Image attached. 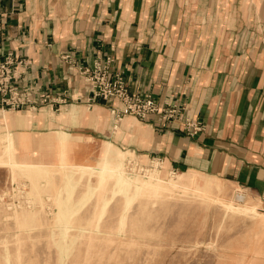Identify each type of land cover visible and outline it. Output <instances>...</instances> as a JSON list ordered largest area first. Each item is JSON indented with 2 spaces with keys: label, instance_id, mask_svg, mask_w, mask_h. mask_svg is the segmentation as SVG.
<instances>
[{
  "label": "crops",
  "instance_id": "obj_1",
  "mask_svg": "<svg viewBox=\"0 0 264 264\" xmlns=\"http://www.w3.org/2000/svg\"><path fill=\"white\" fill-rule=\"evenodd\" d=\"M9 54L24 62L19 86L65 97L59 111L90 109L83 127L62 126L83 135L69 158L92 159V149L111 141L173 173L238 186L264 208V0H0V55ZM109 56L131 92L184 105L203 130L189 136L178 122L162 129L152 116L129 117L136 129L119 132L113 102L77 100L87 95L78 68ZM38 117L13 131L42 138L59 128ZM45 149L56 158L54 148L38 153Z\"/></svg>",
  "mask_w": 264,
  "mask_h": 264
},
{
  "label": "rangeland",
  "instance_id": "obj_2",
  "mask_svg": "<svg viewBox=\"0 0 264 264\" xmlns=\"http://www.w3.org/2000/svg\"><path fill=\"white\" fill-rule=\"evenodd\" d=\"M41 111H31V114ZM83 111L89 119L88 107L79 110L73 106L41 113L40 120L49 115L55 120L50 124L59 127L42 137L57 136L58 146L54 148L57 156L54 157L53 151L49 153V149L38 153L33 147L29 148L26 160L38 157L56 164L102 166L111 164L113 157L124 156L127 174L147 178L151 170L159 167L161 177L170 187L168 182L171 178L175 180L176 172L167 170L158 160L138 157L111 141L99 143L97 149L90 147V156L96 155L92 159L85 155L75 160L69 158L73 150L65 148L64 151L62 141L74 140V134L62 126L83 127L85 121L81 122V117L74 114ZM10 112L21 116L28 111ZM63 113L69 118L62 125L56 123ZM130 120L138 125L134 119ZM31 125L0 127V134L11 133L15 141L19 137L27 141L41 139L28 131H13L14 128L28 129ZM117 129L120 132L122 124ZM75 135L83 137L81 133ZM67 154L68 158L62 160L61 155ZM130 159L150 171L139 173L129 169ZM3 163L0 162V264H264V208L259 207L256 214L232 211L219 202L203 200L196 191L183 189L155 196L112 178L109 172L99 173L95 169L82 171L58 165L28 176L14 172ZM188 174L200 182L213 179L222 182ZM11 185L22 189L18 207L9 205ZM224 186L233 204L237 193H245L257 203L244 189L225 183ZM61 209L66 210L65 215Z\"/></svg>",
  "mask_w": 264,
  "mask_h": 264
},
{
  "label": "built area",
  "instance_id": "obj_3",
  "mask_svg": "<svg viewBox=\"0 0 264 264\" xmlns=\"http://www.w3.org/2000/svg\"><path fill=\"white\" fill-rule=\"evenodd\" d=\"M19 65H24V62L16 61L13 55L9 54L7 57L0 55V110L36 112L51 107L53 111H59L60 107L66 104L65 97L60 100V96L47 94L38 87L19 86L20 75L17 74ZM78 72L87 85V95L80 96L77 100L84 101L89 107L97 100L113 102L110 113L117 124L126 117L146 121L152 116H160L162 129L170 128L178 122L182 131L194 136L204 128L201 122L187 115V108L184 105L161 106L149 94L131 92L123 72L116 67V59L112 56L99 57L92 67H79ZM128 167L133 171H148L134 160L128 162ZM11 186V194L7 193L10 194L7 197L10 199L9 205L14 204L13 207H18L21 204L22 189Z\"/></svg>",
  "mask_w": 264,
  "mask_h": 264
},
{
  "label": "bare ground",
  "instance_id": "obj_4",
  "mask_svg": "<svg viewBox=\"0 0 264 264\" xmlns=\"http://www.w3.org/2000/svg\"><path fill=\"white\" fill-rule=\"evenodd\" d=\"M99 110L100 108L96 107V113H99ZM85 113L86 112L83 111L82 113L79 114L74 113V114L81 117V122H84L87 119ZM37 117L38 115L37 114L32 115L31 111H28L20 116L13 114L12 112H10V110H0V127H5L6 129H9L11 126L17 125L19 123L31 124L33 123V120L36 119ZM68 118H69L68 114L63 113L60 116V118H58V121L56 123L62 125L65 122L64 120ZM38 119H40V117H38ZM132 122L133 121L130 120V118L128 117V119H125L123 121L122 128H126L129 130L130 128L133 127L134 129H136V125L133 124ZM117 128H119V126H117ZM56 137L57 136L55 134H51L48 138H41L38 140L31 139L30 141L25 140V138L23 137H19L18 140H16L17 141L16 142L15 138H13V135L11 133L7 134V136L0 134V162L1 163L5 162L3 164H7L9 167H11V169L14 172L19 171L28 176H32L34 172L49 169L51 167H56L58 165H61V167L64 168H67L66 166H68V168L78 169L82 171L95 169L99 173L109 172L107 174H110L112 178L114 177L118 180H122L126 182V184L130 187H134L139 190L150 191L155 196L156 195L160 196L167 192L176 191V189L192 190L198 192L197 194L203 200L204 199L209 200L211 201V203L216 202V204L221 203L226 208L231 209L232 211L239 210L244 213L249 212L250 214L251 213L256 214L259 212L258 211L259 210L258 208L260 207L259 204L258 203L254 204L252 200L245 193H237L233 198L234 201L233 204L232 200L228 199V191L227 188L224 186V183L219 182L215 179L205 180L203 182H200L198 178L191 176L188 173H177L175 180H173L174 178H171L169 180L168 185L170 187H168L165 184V180L161 177L162 169H158L159 167L157 168L158 170L156 169V171L151 170L149 175L148 176L146 175L147 178H140L137 175L127 174L124 168V160H125L124 156L113 157L111 159L112 161L111 164L106 163L102 166L75 164L73 162L66 164L60 162L56 164L54 162H44L42 160H39L38 157L36 160L33 161L26 160V158H28L29 148L34 147L35 151L38 152L39 149L51 148V147L55 148L56 146H58V140ZM81 138L82 137L80 135H76L74 136V140L63 139L62 141L63 150L65 151L66 148L69 151L72 150L76 151L77 148L80 146ZM16 146H19L18 149L15 148ZM129 152H133V151L129 150ZM66 158H68V154L61 155L62 160ZM132 160L133 159H130L129 161ZM235 202H239V204L235 205ZM61 213L65 215L66 210L61 209Z\"/></svg>",
  "mask_w": 264,
  "mask_h": 264
}]
</instances>
